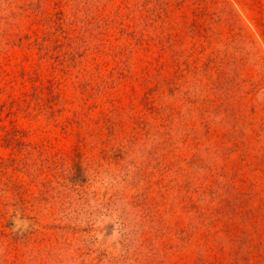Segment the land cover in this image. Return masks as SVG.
I'll return each instance as SVG.
<instances>
[{"label": "rangeland", "instance_id": "1", "mask_svg": "<svg viewBox=\"0 0 264 264\" xmlns=\"http://www.w3.org/2000/svg\"><path fill=\"white\" fill-rule=\"evenodd\" d=\"M0 264H264V0H0Z\"/></svg>", "mask_w": 264, "mask_h": 264}]
</instances>
